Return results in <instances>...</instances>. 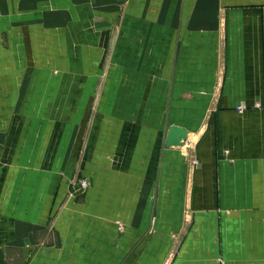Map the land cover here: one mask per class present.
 I'll return each instance as SVG.
<instances>
[{
	"label": "crops",
	"instance_id": "obj_1",
	"mask_svg": "<svg viewBox=\"0 0 264 264\" xmlns=\"http://www.w3.org/2000/svg\"><path fill=\"white\" fill-rule=\"evenodd\" d=\"M0 264H264V0H0Z\"/></svg>",
	"mask_w": 264,
	"mask_h": 264
},
{
	"label": "water",
	"instance_id": "obj_2",
	"mask_svg": "<svg viewBox=\"0 0 264 264\" xmlns=\"http://www.w3.org/2000/svg\"><path fill=\"white\" fill-rule=\"evenodd\" d=\"M187 134L188 131L185 127L171 124L166 131L164 145L166 147H180L187 138Z\"/></svg>",
	"mask_w": 264,
	"mask_h": 264
},
{
	"label": "built area",
	"instance_id": "obj_3",
	"mask_svg": "<svg viewBox=\"0 0 264 264\" xmlns=\"http://www.w3.org/2000/svg\"><path fill=\"white\" fill-rule=\"evenodd\" d=\"M237 109H238L239 111H242V110L244 109V106H243V105H238V106H237ZM193 163H194V164L197 163V159H194V160H193ZM80 182H81V184H82L83 186H85V185L87 184V179H81Z\"/></svg>",
	"mask_w": 264,
	"mask_h": 264
}]
</instances>
